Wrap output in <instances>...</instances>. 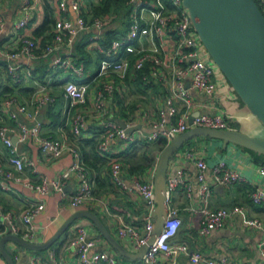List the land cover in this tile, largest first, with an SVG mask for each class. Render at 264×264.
Returning a JSON list of instances; mask_svg holds the SVG:
<instances>
[{"label": "built area", "instance_id": "1", "mask_svg": "<svg viewBox=\"0 0 264 264\" xmlns=\"http://www.w3.org/2000/svg\"><path fill=\"white\" fill-rule=\"evenodd\" d=\"M102 0H96V5ZM57 11L61 14L55 19L50 30L51 38L38 53L39 41L32 35H21L18 31L27 28L30 11L35 4L29 0H22V16L13 23L11 29L13 35L10 42H6L11 49L3 51L0 55L5 59L6 73L16 80H20L19 70H22L23 78L35 81L36 90L30 101H23L18 94L10 93L0 100V142L6 146L7 165L0 161V189L8 190L10 182L22 185L35 192L40 199L51 191L61 194L67 199L72 208H78L92 199L93 178L86 166L79 144L84 132L88 129V119L79 106L87 101L88 86L78 82V78L85 73V64L77 58L71 48L77 37L90 32L88 49L99 54V66L97 75L102 77L100 87L93 93L91 103V115L96 117L102 129L97 140V151L104 157H109L112 152V142L120 139L124 144H130L137 140L154 142L160 138L170 141L176 135L194 126L210 128H231L229 120L233 117L224 112L198 113L189 122V112L184 111L177 116L175 101L181 100L189 108V93L184 86L188 81L190 87L199 93L215 98L218 88L221 86L217 80V73L221 71L209 57L197 32L194 30L187 9L182 0H125L127 8V21L118 37L111 39L109 44L104 43L103 28L111 19V14H93L87 10L86 0H55ZM89 3H93L91 0ZM264 10V0H259ZM3 2L0 0V8ZM4 31V21L0 13V35ZM150 36L154 39L155 48L143 47L142 41ZM4 44V43H3ZM63 47L69 50L58 52ZM53 54L50 62V73L44 82L33 75V71L27 65L22 67L16 62L19 57H27L33 61L38 57H46ZM134 55L133 68L141 71L140 79L146 86L154 85L157 81L166 82L169 95L157 109V116L151 120L150 130L143 132L137 130L134 134L126 132L117 121L108 116V102L114 97L116 85L113 75H120L127 68L129 56ZM167 69V70H166ZM65 72L66 79L60 85L62 96L68 102L65 108L68 124L72 132V138H57L45 136L40 131L38 122L25 123L18 120L20 114L29 121L35 119L41 106L55 102V95L49 90L53 79ZM222 74V73H221ZM223 75V74H222ZM224 76V75H223ZM226 79V78H225ZM32 109V110H29ZM16 121V127L5 122ZM130 124H126L128 127ZM15 135L16 141L12 139ZM26 140H32L41 153L58 158L68 152L72 156L71 164L61 173L60 177H40L36 182L25 173L29 168L36 171V163L33 159L19 153L18 144ZM184 158L194 162L195 183L192 177L180 166L171 165L167 169L165 186V220L160 233L148 246L140 264H157L166 258L169 264H176L177 257L188 255L193 264H227L225 258L215 259L203 255L199 251L190 252L184 242H173L181 225V217L178 208L172 203V192L180 188L184 191L188 201H193L196 196L200 201H207L214 185H231L245 178L234 167L229 166L223 159L218 160L209 167L207 161L192 150H186ZM173 160V159H172ZM125 168L120 159H113L109 169L111 182L117 189L131 194H139L144 198L147 212L144 216V224L140 228L135 224L127 223L120 215L108 211L114 217L116 235L121 239H129L136 246H140L150 238L155 217L153 211L154 182L152 178H143L138 175H130L124 178ZM258 174L264 179V163L257 166ZM74 176L76 187L73 192H66L65 180ZM210 177V179H209ZM250 201L254 205L264 204V185H253L250 192ZM43 202L29 205L20 215L22 227L16 221L10 211H5L0 206V225L4 233H13L30 242L37 241V230L33 220L43 210ZM189 209L199 213L200 221L198 234L206 235L210 231L222 228L233 216L238 215L241 223L259 230L264 229V223L255 217H251L247 208L243 205L231 207L211 208L208 205L202 207L189 206ZM95 246V240L91 238L88 227L78 224L75 227L73 238L66 243V248L77 255L81 264H118L116 258L104 251L91 252ZM260 255V264H264V234L257 243Z\"/></svg>", "mask_w": 264, "mask_h": 264}, {"label": "crops", "instance_id": "2", "mask_svg": "<svg viewBox=\"0 0 264 264\" xmlns=\"http://www.w3.org/2000/svg\"><path fill=\"white\" fill-rule=\"evenodd\" d=\"M35 4L30 11L28 26L21 31V35L30 34L39 41L37 52L40 53L44 47V39L42 35L35 34V31L43 23L46 7L49 6L53 11V17L56 19L61 14L57 11L55 0H29ZM86 0L87 10L90 11V4L96 5V0H91L89 3ZM3 5L0 8V13L4 21V31L0 35V49L9 51L11 49L6 42H10L12 38L13 23L22 16L21 3L22 0H2ZM111 19L105 23V30L122 31L125 22L127 21V8H123L119 12L110 13ZM49 30L45 32L48 35ZM90 32L80 34L74 46L71 48L76 55V48L82 47L81 50L90 54L88 66L85 64V73L78 78L80 83L88 86L87 101L84 105L79 106L86 114L88 119V129L84 132L82 145L79 144V150L82 154L84 162L88 167L89 173L93 178L92 199L78 208L69 206L67 199L62 198L61 194L56 191H51L50 194L40 197L33 191L23 187L22 185L10 182L8 190L0 189V206L5 211H10L16 223L22 227L20 215L29 205L38 202H43V210L33 220L37 230V241L43 242L51 237L60 225L77 210L88 209L95 212L103 221L108 230L119 240V242L131 253H137L139 247L133 241L125 238L121 239L116 235L114 217L109 215L108 211L120 215L127 223H132L138 227L144 224V216L147 212L145 200L139 194H131L117 189L111 182L109 177V169L113 159H120L123 163L124 178L128 179L130 175H138L143 178L154 177L157 158L161 150L155 144L156 142L145 143L142 140H137L135 143L124 144L120 139L112 142L113 150L109 157H102L96 152V148L92 143H88V139H98L100 133V122L96 117L91 115L90 99L93 93L100 87L102 77L97 75L100 58L103 57L96 52L88 49V38ZM47 41V39H46ZM4 43V44H3ZM143 47L154 49V39L150 36L142 41ZM69 49L63 47L58 52H66ZM79 60L85 63V60L80 59L81 55H77ZM132 54L128 57L129 62L127 68L120 75H113V80L116 85L114 97L108 102V116L118 123L123 121L129 126H136L131 132L134 134L137 130L147 132L150 130V121L157 116V109L169 95L166 82L157 81L154 85L146 86L139 79L138 72L133 68L131 61ZM53 54L46 57H38L34 61L27 57H19L16 62L22 67L29 66L32 71L39 64H44L46 70L50 69V62ZM102 59V58H101ZM6 61L0 55V86L8 87L10 91L19 95V97L28 102L32 98L34 90H36L35 81H28L23 78L22 70H19L20 80L7 75ZM167 70V69H166ZM65 72L57 76L54 83L50 84L49 90L55 95V102L45 104L40 107L35 119L29 121L24 115L20 114L18 120L25 123L38 122L40 131L45 136L57 138H72V132L66 122L65 108L68 107V102L62 96V88L60 85L66 79ZM217 80L221 86L216 92L215 98L209 97L192 89L188 81L184 82V86L189 93V108L186 103L181 100L175 101L177 106V116L184 111L191 115L198 113H216L224 112L231 115L233 120L238 121L241 130L255 136H263L264 128L261 123L249 112L245 105L240 101L225 77L218 72ZM42 82V81H41ZM32 89L33 91H29ZM32 110V109H29ZM249 113V114H248ZM2 115L0 114V124ZM5 122L16 127V121L8 120ZM120 124V123H119ZM12 139L16 141L13 134ZM87 140V141H85ZM81 143V142H80ZM19 153L25 157L31 158L36 163V171H31L27 168L25 173L33 181H40V177L48 178L60 177L61 173L71 164L72 156L66 152L58 158L48 156L41 153L38 146L32 140H26L18 144ZM192 150L195 155L203 157L209 167L214 165L218 160L223 159L226 164L236 168L245 178L243 181H238L231 185H222V187H212L211 194L207 201H200L196 196H193V201H188L184 191L180 188L172 192V203L178 208L181 217V225L176 233L173 242H184L188 245L189 251H199L203 255L215 259L225 258L227 264H260V255L257 243L264 234V229L259 230L254 227L246 226L241 223V218L238 215L231 217L222 228L214 229L206 235L198 234V225L200 221L199 213H195L189 209V206L202 207L208 205L211 208L231 207L233 205H243L251 217L260 219L264 223V204L253 205L250 201V192L253 185H264V179L258 174L257 166L261 158L257 155L245 150L243 147L229 143L223 147L220 140L199 141ZM186 150L177 151L173 160L169 162L171 165L180 166L192 177L195 183V166L194 162L184 158L183 154ZM127 152H132L128 154ZM138 155V153H140ZM7 148L0 142V161L7 165L6 156ZM128 154L129 157L126 155ZM143 154L147 157L148 162L139 173H133L130 167L136 166L137 162L143 160ZM140 159H138V158ZM153 159L152 161H149ZM88 163V164H87ZM135 170V169H133ZM137 171V170H135ZM210 179V177H209ZM76 187L74 176H70L65 180V191L73 192ZM85 224L88 227L91 238L95 240V246L91 252L104 251L113 255L118 264H140V259H130L121 255L113 249L110 244L102 237L90 220L86 218H76L68 229L48 248L43 250H32L22 247L12 240L6 241L5 249L9 252L15 264H81L74 251L66 248V243L73 238L76 225ZM6 234V233H4ZM3 235V234H2ZM1 235V236H2ZM0 236V237H1ZM0 264H6L5 259L0 254ZM157 264H169L168 259L163 258ZM176 264H193L189 260L188 255L177 257Z\"/></svg>", "mask_w": 264, "mask_h": 264}, {"label": "water", "instance_id": "3", "mask_svg": "<svg viewBox=\"0 0 264 264\" xmlns=\"http://www.w3.org/2000/svg\"><path fill=\"white\" fill-rule=\"evenodd\" d=\"M209 57L224 75L240 101L264 128V14L255 0H182ZM195 114L191 115L192 122ZM126 132L138 127L119 122ZM207 136L218 139L223 147L232 143L264 155V135L255 136L240 129L210 128L194 126L168 141L157 158L154 182L155 217L153 230L146 243L139 246L137 253H131L108 230L101 218L88 209L77 210L70 215L57 231L43 242H30L17 234L6 233L0 237V254L6 264H15L5 249L6 241L32 250L50 247L76 218L91 221L99 234L121 255L140 259L160 233L165 220V186L169 162L180 147L188 140ZM15 142V139H14ZM222 187L217 185L215 188Z\"/></svg>", "mask_w": 264, "mask_h": 264}, {"label": "trees", "instance_id": "4", "mask_svg": "<svg viewBox=\"0 0 264 264\" xmlns=\"http://www.w3.org/2000/svg\"><path fill=\"white\" fill-rule=\"evenodd\" d=\"M255 2L257 3L258 7L261 9L262 13L264 14V10L262 9V7L259 4V0H255ZM124 4H126L125 0H102L100 4L92 5L91 10H92L93 14H96V15L110 14V13L119 12L120 9L123 8V5ZM45 10H46V14H45L44 21L39 26V28H37L36 31H35V34H38V35H42L43 36V39L45 40L44 41V45L51 38V32H50V30H51V28H52V26H53V24L55 22V18L53 17V11H52V9L49 6H47ZM48 30H49L48 35H45V32L48 31ZM119 34H120V32L117 31V30H109V31L108 30L107 31L105 30L104 43L105 44H109V42L111 41V39L114 38V37H118ZM46 39H47V41H46ZM81 49H82V47H81ZM81 49H80V47H77L76 48V55H81V58L80 59L85 60V63L84 64H86V66H88V60H90V54L86 53L85 51H83ZM77 58H78V56H77ZM134 59H135V56L132 55L131 56V61H134ZM49 73H50V69H47L46 70L44 64L37 65L36 68L33 71V75L37 76L36 78L39 79L42 82L45 81V79L47 78V76L49 75ZM138 75H139V79H140L141 71H138ZM54 82L55 81H52V83H54ZM29 91H33V90L32 89H29ZM10 93H13V92L10 91V89L8 87H2V86H0V100L2 98H4L7 94H10ZM229 127L234 128V129H240L241 128V126L238 123V121L233 120V119H230L229 120ZM97 140L98 139H88V141L87 140H85V141H87L88 143H92V145H94L95 148H96V152L99 153L97 151ZM209 140H218V139H214V138L207 137V136L195 137V138H192V139L186 141L180 147V149L178 151L192 149L194 146H196V144L199 141H209ZM82 142L83 141H81L80 145H82ZM135 142L136 141H134L132 143H135ZM155 142H156L155 144L158 146L159 150H162V148L167 143L166 140L163 139V138H160V139L156 140ZM145 143H151V142H145ZM244 149L247 150V151H249V152H251V153H253V154H255V155H257L258 157H260V158L262 157L264 159V155H262V154L259 155V154L255 153L254 151L249 150V149H246V148H244ZM127 153L128 154H131L132 152H127ZM128 154H126V155L129 157ZM100 156H102V155H100ZM102 157H104V156H102ZM142 157H143V160L142 161L137 162L136 166H133V168L130 167L131 172H133V173L134 172L135 173H139V171L145 167V165L148 162V159H147V157L144 156V154H143ZM152 160L153 159H150L149 161H152ZM261 161L263 162L262 159H261ZM85 163H86V161H85ZM133 169H135L137 171H135ZM2 230H3V227L0 225V233H1Z\"/></svg>", "mask_w": 264, "mask_h": 264}, {"label": "rangeland", "instance_id": "5", "mask_svg": "<svg viewBox=\"0 0 264 264\" xmlns=\"http://www.w3.org/2000/svg\"><path fill=\"white\" fill-rule=\"evenodd\" d=\"M240 130H241V129H240ZM261 134H262V135H264V132L262 131V132H261ZM144 142H145V141H144ZM140 154H141V152H140V153H138V155H140ZM137 158H138V157H137ZM138 159H140V158H138ZM261 159H262V160H263V162H264V159H263L262 157H261ZM253 205H254V204H253ZM255 206H256V205H255Z\"/></svg>", "mask_w": 264, "mask_h": 264}, {"label": "bare ground", "instance_id": "6", "mask_svg": "<svg viewBox=\"0 0 264 264\" xmlns=\"http://www.w3.org/2000/svg\"><path fill=\"white\" fill-rule=\"evenodd\" d=\"M249 114V113H248Z\"/></svg>", "mask_w": 264, "mask_h": 264}]
</instances>
